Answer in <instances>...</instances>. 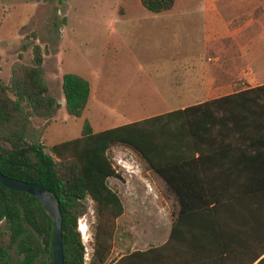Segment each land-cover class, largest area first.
<instances>
[{"label": "trees", "instance_id": "obj_1", "mask_svg": "<svg viewBox=\"0 0 264 264\" xmlns=\"http://www.w3.org/2000/svg\"><path fill=\"white\" fill-rule=\"evenodd\" d=\"M140 1L155 14L175 2ZM42 62L35 44L32 64L15 63L8 82L0 77V171L56 194L64 264H85L78 219L85 213L87 197L95 211L89 264H264V84L99 132L85 121L78 137L46 150V124L61 104L49 91ZM61 88L66 112L81 116L89 100V81L64 73ZM33 117L45 122L37 125ZM117 144L145 160L164 180L178 208L165 242L127 250L113 259L117 220L124 212L120 195L109 185V178L119 177L110 155ZM203 148L246 151L249 185H200L189 169L198 161L192 155ZM2 222L18 258L14 261L0 246V264H53V222L35 196L0 183Z\"/></svg>", "mask_w": 264, "mask_h": 264}, {"label": "rangeland", "instance_id": "obj_2", "mask_svg": "<svg viewBox=\"0 0 264 264\" xmlns=\"http://www.w3.org/2000/svg\"><path fill=\"white\" fill-rule=\"evenodd\" d=\"M118 1L0 0L1 79L9 81L12 66L17 62L32 64L33 46L38 44L45 81L61 104L46 124L42 137L46 150L51 143L78 137L85 121L99 128L95 121L101 118L103 126L108 128L160 112L168 104H184L189 92L181 82V66H188L194 54H202L206 59L202 45L222 30L216 25L204 26L201 21L192 25L188 21L191 13L177 12L170 18H162L145 8L142 10V6L139 9L117 6ZM199 1L186 0L185 5H200ZM237 14L239 20L235 19L231 28L233 37H237L244 25L245 36H250V8ZM230 41H234L232 37ZM214 42L216 45L210 47L214 53L227 50V43ZM64 73L79 74L91 84L90 102L79 117L69 115L64 108L61 88ZM228 80L229 91L248 85L237 76ZM100 92L102 99L95 100ZM33 121L37 125L45 122L38 117H33ZM110 155L119 177L109 178V185L118 192L124 205V212L117 220L111 254L114 259L127 250L164 242L178 203L138 154L117 144L111 148ZM85 207V213L78 219V229L90 261L91 227L95 221L91 198L85 199ZM0 246L7 248L13 260H17L16 247L10 244L4 222L0 223Z\"/></svg>", "mask_w": 264, "mask_h": 264}, {"label": "crops", "instance_id": "obj_3", "mask_svg": "<svg viewBox=\"0 0 264 264\" xmlns=\"http://www.w3.org/2000/svg\"><path fill=\"white\" fill-rule=\"evenodd\" d=\"M185 1L186 0H175L173 6L169 10L158 13L160 15L157 17L170 18L172 14L177 12L191 13L188 16V21H190L192 25H196V23L201 21L204 26L213 28V25H216L222 29L221 32L210 36L209 40L202 45L207 55L206 59L201 56L202 54L198 56L194 54L188 66H181L183 69L181 82L188 89V100L181 105L168 104L165 106V110L147 116H138L125 123L141 120L175 109H183L188 106L201 104L238 90L264 84V0H198L200 5L189 7H186ZM134 2L135 0H119L117 6L121 5L122 7L125 6V8L130 9L134 7L139 9L142 6V10H144L145 7L140 0H137V4L135 3L136 5L133 4ZM185 8H188V10H184ZM248 8H250L252 12L250 19L252 34L248 37L245 36L246 26L244 25L238 30L237 37H233L231 28L233 27V21L238 18V11L246 12ZM126 11V9L123 10V14H125ZM197 12H203L204 15L202 17L200 15H192V13ZM237 20H239V18ZM231 37L234 41H230ZM217 40L225 44L227 43L226 51L214 53V51L210 49L208 44ZM228 43L230 45H228ZM229 50L233 53H229ZM231 76H237L239 79L243 80V83L247 82L248 85L237 90L229 91L231 83L228 79ZM218 77H221L219 81ZM91 96L92 88L90 84L88 103L90 102ZM100 96L101 92L98 94L99 98L94 99L101 100L102 96ZM141 97L138 96L137 98ZM95 124L99 126V128H94V125L90 124L93 132H99L121 125H112L107 128L103 126L104 120L101 118L98 120L96 119ZM53 144L55 143H51V145ZM193 156L195 159H198V161L190 165L189 171L192 177H196V181L200 182V185L201 183L203 185L220 187L228 185L243 187L249 185L248 174L251 165L250 162L246 160V151L242 149L203 148L201 152H195L192 157ZM191 159L192 158H190V161ZM160 179L165 185L164 180L162 178ZM231 181L232 184H229ZM172 198L177 202L173 196Z\"/></svg>", "mask_w": 264, "mask_h": 264}, {"label": "water", "instance_id": "obj_4", "mask_svg": "<svg viewBox=\"0 0 264 264\" xmlns=\"http://www.w3.org/2000/svg\"><path fill=\"white\" fill-rule=\"evenodd\" d=\"M0 183L18 191L35 196L53 222L52 260L53 264H64L62 239V213L56 194L36 182H27L4 175L0 171Z\"/></svg>", "mask_w": 264, "mask_h": 264}, {"label": "built area", "instance_id": "obj_5", "mask_svg": "<svg viewBox=\"0 0 264 264\" xmlns=\"http://www.w3.org/2000/svg\"><path fill=\"white\" fill-rule=\"evenodd\" d=\"M84 259H85V264H89V261H88L89 259H88L87 253L84 256Z\"/></svg>", "mask_w": 264, "mask_h": 264}]
</instances>
